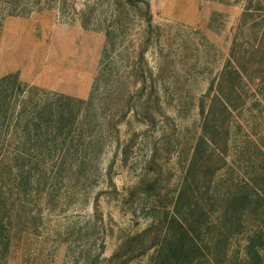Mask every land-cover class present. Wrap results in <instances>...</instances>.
<instances>
[{"label":"rangeland","instance_id":"rangeland-1","mask_svg":"<svg viewBox=\"0 0 264 264\" xmlns=\"http://www.w3.org/2000/svg\"><path fill=\"white\" fill-rule=\"evenodd\" d=\"M247 3L0 0V78L16 74L46 91L80 99L92 92L94 98L93 111L79 117L92 118L94 129L75 140L82 146V137L92 134L91 146L83 144L88 152L54 161L45 185L18 195L9 161L0 159V213L11 216L2 230L10 240L6 248L0 245V264H153L164 220L174 206L183 211L193 203L206 210L195 214L202 224L197 238L209 246L220 238L226 248L213 247L215 264L239 263L248 228L245 217L236 221L235 204L222 199L230 192L253 193L228 190L231 179L242 182L251 171L247 156L238 161L229 155L209 190H184L180 198L179 189L200 134L201 97L220 73L234 36L255 40V27L238 28ZM259 4L264 0H252L255 16ZM110 31L114 75L100 76ZM256 106L259 116L253 109L241 118L254 120L249 130L264 142V107ZM6 128L0 119V146ZM79 160L85 161L76 170ZM216 216L223 229L210 224Z\"/></svg>","mask_w":264,"mask_h":264},{"label":"trees","instance_id":"trees-1","mask_svg":"<svg viewBox=\"0 0 264 264\" xmlns=\"http://www.w3.org/2000/svg\"><path fill=\"white\" fill-rule=\"evenodd\" d=\"M251 4L252 0H248L238 28L242 33L248 27H255V40L244 38L238 42V37L234 36L220 73L209 83L201 97L198 106L200 134L192 148L179 189L180 198L184 190H200L204 186L209 190L208 183L225 169L229 155L236 156L238 161L243 155L247 156L251 171H247L242 182L231 179L227 186L228 190H253V193L230 192L222 199V202L235 204L234 213L238 214L236 221L245 217L243 224L248 228L239 251L238 264H264V142L260 141L261 134L249 130L254 120L241 118L253 109L259 116L262 110H257L256 105L264 107V5L255 7L258 12L255 16ZM252 17L256 21L250 22L249 18ZM147 20L150 23L148 14ZM109 34L102 53L100 76L114 75L117 52L113 57L110 54L115 43L114 35L111 36V31ZM256 85L260 86L257 90L254 88ZM252 99L255 101L253 108ZM93 103L92 92L84 99L73 98L24 83L16 74L0 78V119L8 122L0 146V159L9 161L18 195L25 193V190H34L41 181L45 185L49 180L47 172L53 168L54 161L61 164L69 157L78 155V151L88 152L87 146H91L94 140L92 134L82 137V143L87 146L75 144V140L80 137L81 131L94 129L92 118L84 121L79 118L83 113L93 111ZM242 131L248 133L242 135ZM84 161L79 160L76 170ZM224 171V174L227 173ZM0 180L1 209L5 194L1 177ZM258 207H261L260 214ZM198 212H206L203 205L198 203L188 204L183 211L174 206L170 218L164 220V234L158 248L162 253H158L153 264H215L213 247L215 251H226V248L220 238L217 242L212 239L211 246L197 238L196 234L202 229V224L197 220L200 218L195 217ZM9 216L0 213V245L5 244V248L10 240V232L3 234L2 230L7 222H11ZM4 217H7L6 221ZM218 218L216 216L210 224L223 229L225 225Z\"/></svg>","mask_w":264,"mask_h":264}]
</instances>
